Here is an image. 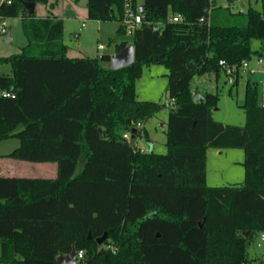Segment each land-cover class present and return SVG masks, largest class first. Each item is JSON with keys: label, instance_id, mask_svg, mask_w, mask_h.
Returning <instances> with one entry per match:
<instances>
[{"label": "trees", "instance_id": "obj_1", "mask_svg": "<svg viewBox=\"0 0 264 264\" xmlns=\"http://www.w3.org/2000/svg\"><path fill=\"white\" fill-rule=\"evenodd\" d=\"M237 1L87 0V19L115 20L116 35L127 37L115 52L134 47L133 63L117 70L103 65L107 54L66 55L62 20L25 7L48 0L0 2L3 18L20 17L27 40L18 53L0 57V65L11 66L10 75L0 74V89L13 95L0 96V141H19L4 157L57 165L53 179L0 176V263L59 264L57 257L73 250L84 252L78 264L254 262L250 246L264 231L258 89L246 80L241 126L213 118L218 94L195 102L190 89L195 77H218L220 60L264 58V3L261 11H234ZM126 3L144 8L129 36ZM172 15L182 21H169ZM143 65L167 68L171 105L136 99ZM164 107V154L141 152L123 137L132 129L133 140L146 137L143 124ZM209 149L242 150L240 185L207 184Z\"/></svg>", "mask_w": 264, "mask_h": 264}, {"label": "rangeland", "instance_id": "obj_2", "mask_svg": "<svg viewBox=\"0 0 264 264\" xmlns=\"http://www.w3.org/2000/svg\"><path fill=\"white\" fill-rule=\"evenodd\" d=\"M143 0H137V3H141ZM48 0L46 5L37 4L35 15L36 16H51L56 13L61 14V17L66 19V34L64 43L68 46V57H96L99 53L111 54L114 50V44L121 39L127 40V37H119L116 35V29L118 23L115 20L106 21L101 23L100 28L97 29V25L94 21L87 19V0ZM217 3L225 6V0H216ZM54 3V4H53ZM264 0H238L231 7L234 11H245L248 7H252L261 11ZM53 4V6H51ZM56 10V11H54ZM69 21H68V20ZM71 20V21H70ZM7 28L11 30V36L13 40L6 41V34H0V55H11L18 53L21 47L27 43L21 29L20 17L7 18L4 20ZM84 24V27H82ZM80 34V37L75 35ZM104 45V50H96L97 44ZM256 46V45H255ZM256 56H253L249 64L256 72L254 74H245L243 79H239L237 85L230 86L225 82V75L220 72L218 77H215L213 73L205 74L200 77H195L191 84L190 89L198 90L200 92H208L218 94V100L213 108V116L217 121H222L225 124L233 126H241L244 124V114L241 105L243 103L246 75L251 82L260 83L262 81L261 70H264V66L259 67L256 63ZM103 65L108 66L104 63ZM11 66L9 64H1L0 71L2 73H10ZM259 72V73H258ZM167 86V68L163 65H143L139 77L135 80V95L139 101H152L163 103L168 106V102H171L166 97ZM258 89V98L261 94V85ZM173 102V101H172ZM167 118V108L164 107L157 115L149 118L144 124L143 129L146 132V137L141 135L135 140L130 139L129 142L139 148L153 147V152L164 154L166 152L165 147V122ZM164 123V126H162ZM142 134V132H141ZM19 141L17 138H8L0 141V170L7 163L13 162L23 167L24 173L21 174L29 178H46L54 176L56 174V163H34L21 160H15L4 155L12 152L18 147ZM226 152V153H224ZM220 156V160L216 161L213 157L214 150L209 149L207 158L206 172L208 175L207 184L209 186H226V185H240L243 180V167L241 165L243 161V152L240 149H225ZM234 161V162H231ZM215 162V163H214ZM216 162L221 163L223 167V173H229L233 175L236 181V174L239 172L238 183L232 184L226 182H218L213 180L212 175L215 173L214 165ZM238 177V176H237ZM250 249L255 259L253 264H261L260 256L261 252L256 246V242H253ZM2 264V263H0Z\"/></svg>", "mask_w": 264, "mask_h": 264}, {"label": "built area", "instance_id": "obj_3", "mask_svg": "<svg viewBox=\"0 0 264 264\" xmlns=\"http://www.w3.org/2000/svg\"><path fill=\"white\" fill-rule=\"evenodd\" d=\"M1 1H3V0H0V2ZM209 1H210V3L216 2V0H209ZM207 13H209V10H207ZM4 20H5V18H3L0 15V34H2V35L7 33V29H6ZM169 21L181 22L182 17L180 15H172L169 17ZM200 21H203V18H201ZM141 22H142V15L140 13V10H138L137 8L135 10H132L131 7L129 6V4L126 3L124 5V15H123V21H122L123 25L126 28V35L127 36L131 35L133 32V29L135 27H137ZM151 25L154 28H158V26L160 24H152L151 23ZM103 48L104 47L102 45L98 46L99 50H103ZM100 55L101 54H99L98 56H100ZM249 62L250 61L242 60L239 64L228 65L223 60H220L218 62V65L221 68V72L225 75V82L228 85L232 86L237 76H240L243 74H254L256 72V70H254L250 66ZM256 63L259 67L264 66V58L258 57L256 59ZM0 96L1 97H12L13 95L6 90L0 89ZM171 104H172V101L168 102V106ZM258 105L261 108H264V91H262L260 96H259ZM136 128H142V125L137 124ZM123 137L127 141H129L131 139V133L128 132V133L124 134ZM133 146L137 147V146H135V144ZM137 148H139V147H137ZM139 149L141 152L148 151L147 149H144V148H139ZM256 246L260 250L262 259L264 261V231L259 233L257 240H256ZM110 248L112 249V251H114V249L112 247H110ZM83 256H84L83 250L76 251L75 260H76L77 264L80 260L83 259ZM247 264H253V263H247Z\"/></svg>", "mask_w": 264, "mask_h": 264}, {"label": "crops", "instance_id": "obj_4", "mask_svg": "<svg viewBox=\"0 0 264 264\" xmlns=\"http://www.w3.org/2000/svg\"><path fill=\"white\" fill-rule=\"evenodd\" d=\"M142 4V2L141 3H138V5H141ZM36 6H37V4H35V6H34V14H35V11H36ZM54 11H56V10H54ZM243 11V10H242ZM47 15H43V16H36V17H46ZM52 17H55V18H57V19H61L62 20V22H63V42H64V39H65V34H66V19H64L63 17H61V14H59V13H56V15H51ZM68 20V19H67ZM69 21V20H68ZM71 21V20H70ZM96 24H98L97 25V29H99L100 28V25H101V23H103V22H100V21H94ZM6 26V25H5ZM82 27H84V24H82ZM6 29H7V32H10V40L9 41H7V42H10V41H12L13 40V37L11 36V30H10V28H7L6 27ZM7 34V33H6ZM75 37L77 38V37H80V34H77V35H75ZM65 44V43H64ZM99 45H102L103 47H104V45L103 44H101V43H98L97 44V47H96V50H97V52L98 51H101V50H99L98 49V46ZM24 47V46H23ZM22 48V47H21ZM67 50H68V46H67ZM103 50H104V48H103ZM19 52V51H18ZM116 52H115V48H114V50L112 51V53L111 54H107V55H113V54H115ZM99 54H101V53H99ZM98 54V55H99ZM102 54H105V53H102ZM12 55V54H11ZM66 55H67V52H66ZM97 55V56H98ZM6 56H8V55H0V57H6ZM10 56V55H9ZM68 56V55H67ZM96 56V57H97ZM70 58H83V57H70ZM90 58H94V57H90ZM108 66L110 67V63H108ZM261 67V66H260ZM254 69V68H253ZM260 72H261V74H262V76H263V78H262V81H260V83H258V81H256V82H253V83H255V85H256V87L257 88H259V86L261 85V88H262V91H264V70H261V68H260ZM259 73V72H258ZM0 74H3V75H10L11 74V70H10V73L8 74V73H2L1 71H0ZM216 77V76H215ZM245 77V74H243V75H240L238 78L239 79H243ZM248 78H247V75H246V80H247ZM192 91V90H191ZM261 91V92H262ZM200 92V91H199ZM202 94H205V93H207V91L206 92H201ZM213 118H214V116H213ZM215 119V118H214ZM216 120V119H215ZM221 123H223L222 121H221ZM223 124H225V123H223ZM162 126H164V123H162ZM150 145H152V144H150ZM140 147V146H139ZM153 148V147H152ZM145 149H147L148 150V148H145ZM214 150V154H213V157L216 159V161L218 160H220V156L223 154V152H224V150H215V149H213ZM152 151H153V149H152ZM224 153H226V152H224ZM208 154H209V150L207 151V158H208ZM231 162H234V161H231ZM215 163V162H214ZM206 165H207V162H206ZM57 166V165H56ZM214 171H215V173L211 176L212 177V179L213 180H218V182H226L227 184L228 183H230V182H232V184H234V183H238L239 181H237V180H239V172H238V174H236V181H232V180H234V179H232L233 178V175H231V174H229V173H226V174H224L223 173V167H222V165H221V163H217L216 162V164L214 165ZM56 172H57V168H56ZM24 173V169H23V167H21V166H19L18 164H14L13 162H10V163H7L4 167H2L1 168V170H0V176H5V177H18V178H29V177H25V176H23V175H21V174H23ZM238 176V177H237ZM56 177V174L52 177V176H50V177H46V178H37V179H53V178H55ZM207 179H208V175H207V172H206V182H207ZM260 257H262V256H260Z\"/></svg>", "mask_w": 264, "mask_h": 264}, {"label": "water", "instance_id": "obj_5", "mask_svg": "<svg viewBox=\"0 0 264 264\" xmlns=\"http://www.w3.org/2000/svg\"><path fill=\"white\" fill-rule=\"evenodd\" d=\"M34 6L35 4H26L25 7L29 14L34 13ZM140 12H143L144 8L141 6L139 8ZM6 40H10V32H7L6 34ZM134 60V47L132 44L127 45L126 47L122 48L119 52L113 54L110 56V68L113 70H117L120 68H124L126 66H129L133 63ZM192 100L193 101H201L205 99V95L199 92L198 90H193L191 92ZM166 97H169V92L166 93ZM136 133L135 129L131 130V139H134V135ZM148 151H152V147L150 145V148H148ZM203 220L198 223L199 226H201ZM106 238V234H103L101 237L96 239V243L100 245L104 239ZM76 251L73 250L68 255H60L57 257V262L59 264H77L75 260Z\"/></svg>", "mask_w": 264, "mask_h": 264}]
</instances>
